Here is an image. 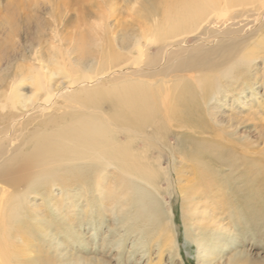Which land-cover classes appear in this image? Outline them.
Instances as JSON below:
<instances>
[{"label": "bare ground", "instance_id": "bare-ground-1", "mask_svg": "<svg viewBox=\"0 0 264 264\" xmlns=\"http://www.w3.org/2000/svg\"><path fill=\"white\" fill-rule=\"evenodd\" d=\"M135 2L139 5L130 6L126 11L132 22L125 24L124 34L119 39L107 33V13L103 12L102 15H96L89 24L85 21L83 27L79 23L78 28L70 35L65 34V37L56 31L54 25L49 37L52 40L56 37L58 41L54 44L50 42L47 53L39 50L40 42H36V46L30 43L29 48H20L14 53L12 62L8 53L0 50L2 55H8L4 68H9L7 74H3V69L0 73V112L11 121V128L23 117L33 113L40 112V117H43L41 126L34 129L26 140L23 141L24 137L21 139L25 150L21 149L14 154L22 161V171L13 175L10 160L0 168V181L11 183L21 177L31 184L33 180H38L40 187L36 189L37 192L55 181L57 170L65 168L74 173L62 174V183H55L63 188L67 184L80 189L81 185L89 182L88 177L92 178L91 183L96 186L100 178L104 177L103 172L107 173L106 167L117 168L119 176L112 183L114 188L108 193V199L117 211L120 224L130 229L134 223H140L141 226L156 225L162 243L174 248L176 242L171 221L166 220V214L158 207L154 197V194L159 196L163 190L160 187L163 172L149 163L156 156L151 155L152 151L156 150L151 148L153 145L150 143L140 140L138 135L146 126L152 125L155 136L163 140L166 129L171 128L173 122L180 129L194 124L195 119L200 117L197 101L201 98L203 102L206 98L216 102L222 93L221 99L231 96V89L225 84L218 83L215 86L217 81L210 83L211 88L206 87V76L213 70L222 68L228 75L233 72L236 61L246 63L264 55V43L260 45V42L257 46L263 49L260 48L258 54L254 48L243 52L245 45L240 46L244 42L238 34L240 30L232 27L242 22V18L247 20L253 16L251 22L258 25L264 23V0ZM236 19L238 22H235ZM214 24L218 26L213 27ZM38 30V33H43L42 28ZM13 33L9 34L10 38L15 35ZM189 34L196 36L193 45L185 44ZM208 37H212V45L207 41ZM238 38L240 41L235 43ZM152 45L156 46L154 53L149 51ZM14 46L13 41L10 48L14 49ZM28 49L32 50L30 55L26 54ZM262 60L264 61V56ZM219 63L223 67L215 68ZM166 73L179 75L172 81L169 89L162 92L157 86L154 87L156 81L152 78ZM188 73L198 75L189 76ZM54 75L64 80L62 86H54ZM232 78L237 81L236 71ZM195 81L199 88L197 91L189 85V82ZM24 84L29 85L27 92L23 91ZM233 90L240 88L233 87ZM168 100L171 101L170 105ZM104 102L111 104L110 120L107 122L98 110L90 111L91 108L99 109ZM27 124L25 122L19 126ZM122 128L133 130L135 136H124L123 140H118L116 135H119ZM22 134L24 133L21 132L20 135ZM202 139L207 142L206 138ZM244 139L247 142L249 140L246 137ZM209 142L212 148H205L206 151L202 150L200 156L207 154L212 160L211 165L199 163L201 165L197 168L196 183L190 188L186 200L183 199L185 202H192L188 213L198 214L197 217L201 219L188 226L185 236L196 245L198 264H209V255L226 246L223 241L227 230L224 229L225 219L233 216L234 213L230 215V211H234L236 207L253 209L256 204L251 205L249 191L251 198L257 203V193L261 189L257 180L261 170L249 166V162L242 157L246 153L242 147L231 143L223 148L218 140L213 142L210 139ZM138 143H142L143 147L137 146ZM253 143V140L248 142L249 145ZM182 148L186 149L188 146L182 145ZM236 148H240V152ZM228 149H233L234 159L227 155ZM2 150L0 141V154ZM77 161L82 166H76ZM216 164L218 167H226L229 175L225 173L226 175L218 176V169L214 167ZM80 167L84 170H79ZM87 168L98 169L101 173L88 174ZM165 173L167 181L168 175ZM139 174L145 176V179ZM234 174L243 184L250 182L251 190L240 189L235 201L218 198L228 191L223 185ZM138 181L150 187L153 199L149 198V192L139 188ZM62 192L67 195L63 200L69 201L70 192L66 189ZM17 198H0V264H10L12 254L7 245L11 244H6L8 232L3 223V202L7 206L9 200ZM99 198L101 202L106 199L104 195ZM133 200H139L140 203L132 209L128 201ZM167 219H170L168 214ZM186 219L185 215V223ZM133 229L136 230L137 226ZM242 256L237 252L225 263L236 264L235 259L239 261Z\"/></svg>", "mask_w": 264, "mask_h": 264}, {"label": "rangeland", "instance_id": "rangeland-1", "mask_svg": "<svg viewBox=\"0 0 264 264\" xmlns=\"http://www.w3.org/2000/svg\"><path fill=\"white\" fill-rule=\"evenodd\" d=\"M133 5L138 6L139 3L135 0H0V46L6 47L0 50L8 53L12 62L14 53L20 48L21 50L24 47L29 48L30 43L36 46V42H40L39 50L47 53L51 43L58 41L56 37L53 40L49 37L54 25L56 31L65 37V34L70 35L74 32L79 23L83 27L85 21L89 24L96 15H102L103 12L107 13V33L119 39L124 34L125 24L129 25L132 22L126 11ZM253 18L247 19L248 21L242 18V22L236 19L235 22L238 23L232 27L240 30L238 34L244 41L240 46L245 45L243 52L248 51V48H254V50L257 49L256 54H258L260 48L263 49L261 46L259 48L257 43L260 42V45L264 43V23L261 25L253 23L254 21H250ZM217 26L214 24L213 27ZM40 27L43 33L37 32L41 29ZM133 28L138 31L137 27L133 26ZM12 32L15 35L10 38L9 34ZM195 38L196 36L189 34L185 44L193 45ZM211 39L212 37L207 38L210 45L213 44ZM239 39L235 43H238ZM13 41L14 49L10 48ZM155 49L156 46L152 45L150 53H154ZM31 52L32 50L28 49L26 54L30 55ZM8 55L4 56L2 51L0 52V73L1 69L4 70L3 74L9 72V68H4ZM263 56H258L255 60L251 59L246 63L236 61L233 64V72L228 75L222 68L213 70L206 76L204 83H208L206 87L211 88L210 83L217 81L215 86L218 83L225 84L231 89L229 93L231 96L221 99L222 93L216 102L207 98L204 102L202 98L198 100L200 117L197 118L198 120L195 119L196 121L190 127L180 129L173 122L172 126L169 125L171 128L166 129L163 140L155 136L152 125L146 126L138 135L140 140L150 143L153 145L151 148L156 150L152 153L150 150L151 155L156 156L149 163L163 172L160 180V187L163 190L159 196L154 194V197L158 207L162 209L163 214H166V220L171 221L176 242L174 248L162 243V237L156 225L141 226L140 223H134L133 225L137 226L135 230L134 226L130 229L120 224L117 211L112 207V201L109 202L108 199V193L114 188L112 183L119 176V169L108 166L107 173L103 172L104 177L100 178L96 186L91 183L92 178L88 177L89 182L78 189L74 185L66 184L65 188L58 185L62 183V174L74 173V171L60 168L56 171L58 175L55 181L43 187L46 192L44 190L36 192V189L40 187L38 180H33L31 184L22 180L21 177H17L11 183L0 181L1 199L19 196L14 201L9 200L7 206L3 202V223L8 232L6 244L10 243L13 246L7 244L9 251L12 252L10 264H198L196 245L185 236L188 226H191L195 220L201 219L197 217L198 214L188 213L192 202L184 200L189 196L190 188L196 183L197 168L199 169L201 165L199 163L211 165L212 160L207 154L200 156L202 150L212 148L210 139L213 142L218 140L223 148L230 146L231 143L242 147L246 151L242 157L249 162V166L261 170V175L257 178L261 189L258 190L256 203L250 195V182H245L244 185L234 174V177L223 185L228 191L218 198L235 201L238 198L237 192L243 188L250 192L248 196L251 205L253 206L254 203L256 206L251 210L236 207L234 211H230V215L234 213L233 216H229L224 221L226 222L224 229L227 230L223 241L226 242V246L216 249L217 251L214 250V253L209 255L208 263L226 264L225 261L239 252L243 256L239 261L235 259L236 264H264ZM220 67L223 66L219 63L215 68ZM235 71L237 81L232 78ZM177 75L179 73H166L153 77L152 79L156 81L154 87L157 86L162 92L169 89ZM188 75L197 76L198 74L188 73ZM63 81L60 76H53L54 86H62ZM189 85L193 90L199 89L196 81L189 82ZM22 87L24 92L29 89L28 84ZM233 87H238L240 90L234 91ZM170 102L168 100V105ZM110 106L109 102H104L99 109L91 108L90 111L98 110L107 122L110 120ZM40 116L41 113L38 112L23 117L11 128L9 124L11 121L0 112V141L3 147L0 154V168L11 160L13 175H18V171H22V161L14 154L21 149L25 150L23 141L32 135L31 132L34 129L41 126L40 121L43 117ZM28 119L31 120L28 121ZM25 122H28L26 126H19ZM21 132L24 134L20 135ZM131 135L135 136L133 130L122 128L116 137L118 140H123L124 136ZM245 137L249 139L248 142L253 140L254 143L249 145ZM202 138H206L207 142H204ZM21 139H23L22 142ZM182 145L188 146L187 150L183 149ZM137 146L143 147L142 143H138ZM236 149L240 152V148ZM232 150L228 149L226 153L234 159ZM75 165L82 166L79 161ZM214 167L218 169V176L229 175L226 167H218L217 164ZM79 170L83 171L84 168L80 167ZM86 171L88 174L101 173L98 169L87 168ZM164 171L168 175L167 181ZM139 175L145 179V176ZM223 182L225 184V181ZM138 185L140 189L149 192V198L153 199L151 197L153 192L148 185L141 181H138ZM63 189L70 192L69 201L63 200L67 197L62 192ZM181 190H183V196H181ZM101 195L106 197L103 202L99 198ZM128 203L133 209L139 205L140 201L133 200ZM225 206L227 207L226 204ZM167 214L170 219H167ZM185 215L186 223L183 220ZM41 224L43 225L40 226ZM42 229H44L43 232ZM193 230L195 229H190V231ZM197 230L201 231V229ZM44 232L47 235H42ZM201 234L203 235V232ZM211 237L214 239L213 236ZM76 260L78 263H73Z\"/></svg>", "mask_w": 264, "mask_h": 264}]
</instances>
